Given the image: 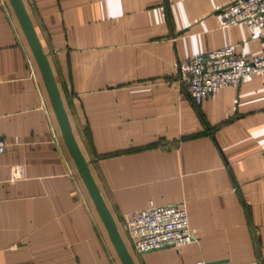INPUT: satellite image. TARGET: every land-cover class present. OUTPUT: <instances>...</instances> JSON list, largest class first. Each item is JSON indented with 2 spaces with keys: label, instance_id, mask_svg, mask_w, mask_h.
<instances>
[{
  "label": "crops",
  "instance_id": "1",
  "mask_svg": "<svg viewBox=\"0 0 264 264\" xmlns=\"http://www.w3.org/2000/svg\"><path fill=\"white\" fill-rule=\"evenodd\" d=\"M231 0H21L74 139L135 264H260L264 79L194 104L182 60L264 39ZM0 264H121L63 141L39 67L0 0ZM185 202L196 240L138 252L129 213Z\"/></svg>",
  "mask_w": 264,
  "mask_h": 264
},
{
  "label": "built area",
  "instance_id": "2",
  "mask_svg": "<svg viewBox=\"0 0 264 264\" xmlns=\"http://www.w3.org/2000/svg\"><path fill=\"white\" fill-rule=\"evenodd\" d=\"M220 16L222 27L245 23L264 39V0H231L220 9ZM253 75L264 79V56L246 59L233 46L218 48L179 64V81L196 105L215 96L221 88L238 86ZM3 151L4 144L0 142V153ZM125 226L138 252L182 248L197 239L190 227L185 202L129 213L125 216ZM196 264L207 263L199 261ZM260 264H264V258Z\"/></svg>",
  "mask_w": 264,
  "mask_h": 264
},
{
  "label": "water",
  "instance_id": "3",
  "mask_svg": "<svg viewBox=\"0 0 264 264\" xmlns=\"http://www.w3.org/2000/svg\"><path fill=\"white\" fill-rule=\"evenodd\" d=\"M9 1L39 67L65 146L109 235L119 260L121 264H135L74 139L47 58L39 44L23 4L21 0Z\"/></svg>",
  "mask_w": 264,
  "mask_h": 264
}]
</instances>
